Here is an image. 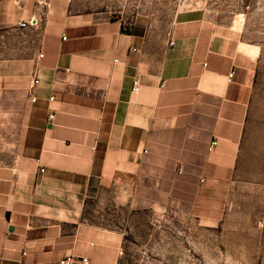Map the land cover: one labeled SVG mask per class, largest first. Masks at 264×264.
I'll list each match as a JSON object with an SVG mask.
<instances>
[{"label": "crops", "instance_id": "0c3cea01", "mask_svg": "<svg viewBox=\"0 0 264 264\" xmlns=\"http://www.w3.org/2000/svg\"><path fill=\"white\" fill-rule=\"evenodd\" d=\"M161 1L0 0V97L25 103L0 163V264H119L137 210L181 190L216 206L235 185L259 50Z\"/></svg>", "mask_w": 264, "mask_h": 264}, {"label": "rangeland", "instance_id": "374dc122", "mask_svg": "<svg viewBox=\"0 0 264 264\" xmlns=\"http://www.w3.org/2000/svg\"><path fill=\"white\" fill-rule=\"evenodd\" d=\"M238 1L177 4L180 10H205L210 20L230 26L254 46L245 51L259 50L236 183L216 206L194 204L193 190H181L150 210H137L119 264H264V0H242V13L231 10ZM164 5L152 2L156 11L165 10ZM24 111L15 93L8 100L0 97V163L15 159Z\"/></svg>", "mask_w": 264, "mask_h": 264}, {"label": "built area", "instance_id": "2783aa9c", "mask_svg": "<svg viewBox=\"0 0 264 264\" xmlns=\"http://www.w3.org/2000/svg\"><path fill=\"white\" fill-rule=\"evenodd\" d=\"M42 57H43V55L40 54V55H39V58H42ZM232 76H233V73L229 74V78H232ZM37 85H39V80H38V78H37L36 71L34 70L33 73H32V75H31V81H30V84H29V86H28V88H27V93L29 94L30 99H31L32 102H35V101H36V98H35V96L33 95V90H34V88H35ZM138 90H139V84H138L137 81H135V82L133 83V92L136 93V92H138ZM51 100H53V98H50V101H51ZM53 118H54L53 114H50V115L48 116L47 121H48L49 124L51 123V121L53 120ZM215 145H216V142H213V143L211 144V146H210V149H212ZM42 171H43V170H41V172H42ZM77 261H78L77 258L71 257V258H68V259H66V260H64V261H61L59 264H73V263H75V262H77ZM80 262H81L82 264H89L88 259H85V258L81 259Z\"/></svg>", "mask_w": 264, "mask_h": 264}]
</instances>
